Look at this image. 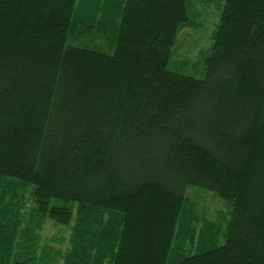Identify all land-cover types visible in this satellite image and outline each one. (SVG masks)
Here are the masks:
<instances>
[{
	"label": "trees",
	"instance_id": "1",
	"mask_svg": "<svg viewBox=\"0 0 264 264\" xmlns=\"http://www.w3.org/2000/svg\"><path fill=\"white\" fill-rule=\"evenodd\" d=\"M81 1L0 0V178L78 205L65 264H264V0L225 1L202 79L168 68L189 0H117L113 53L70 42ZM189 186L232 205L196 248Z\"/></svg>",
	"mask_w": 264,
	"mask_h": 264
},
{
	"label": "rangeland",
	"instance_id": "2",
	"mask_svg": "<svg viewBox=\"0 0 264 264\" xmlns=\"http://www.w3.org/2000/svg\"><path fill=\"white\" fill-rule=\"evenodd\" d=\"M226 0H189V22L178 32L171 50L168 68L196 78L206 76V60L211 55L216 33ZM117 0H83V13L95 18L71 37L70 42L88 48L113 53L115 49L116 23L107 20ZM111 27L103 28L104 24ZM91 24L92 27L87 25ZM113 25V26H112ZM33 185L22 184L15 179L0 178V242L11 250V260L31 256L36 264H65L67 254L73 248V232L78 220L75 204L73 219L67 225L40 214L33 196ZM184 216L191 219L195 229L194 248L200 235L226 228L231 219L232 205L216 192L197 186H189L184 202ZM210 225V226H209ZM187 250L191 242L184 239Z\"/></svg>",
	"mask_w": 264,
	"mask_h": 264
}]
</instances>
